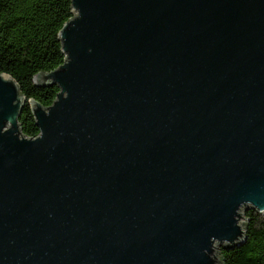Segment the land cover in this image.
Here are the masks:
<instances>
[{"label":"water","instance_id":"water-1","mask_svg":"<svg viewBox=\"0 0 264 264\" xmlns=\"http://www.w3.org/2000/svg\"><path fill=\"white\" fill-rule=\"evenodd\" d=\"M72 12L50 106L0 72V264H221L264 214V0Z\"/></svg>","mask_w":264,"mask_h":264},{"label":"trees","instance_id":"trees-1","mask_svg":"<svg viewBox=\"0 0 264 264\" xmlns=\"http://www.w3.org/2000/svg\"><path fill=\"white\" fill-rule=\"evenodd\" d=\"M72 0H0V72L11 75L24 96L43 107L60 91L57 85L39 86L34 76L51 72L66 61L59 32L73 18ZM19 124L22 134H39L31 105L25 103ZM246 239L220 247L221 264H264V214L246 212Z\"/></svg>","mask_w":264,"mask_h":264},{"label":"rangeland","instance_id":"rangeland-1","mask_svg":"<svg viewBox=\"0 0 264 264\" xmlns=\"http://www.w3.org/2000/svg\"><path fill=\"white\" fill-rule=\"evenodd\" d=\"M246 220V219H245ZM245 220L243 221L245 223ZM242 221V220H241Z\"/></svg>","mask_w":264,"mask_h":264}]
</instances>
